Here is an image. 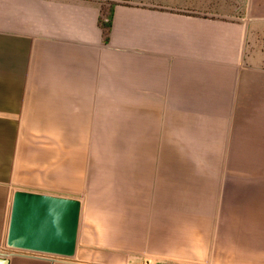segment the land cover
<instances>
[{"label": "crops", "instance_id": "1", "mask_svg": "<svg viewBox=\"0 0 264 264\" xmlns=\"http://www.w3.org/2000/svg\"><path fill=\"white\" fill-rule=\"evenodd\" d=\"M262 4L0 0V264H264Z\"/></svg>", "mask_w": 264, "mask_h": 264}, {"label": "rangeland", "instance_id": "2", "mask_svg": "<svg viewBox=\"0 0 264 264\" xmlns=\"http://www.w3.org/2000/svg\"><path fill=\"white\" fill-rule=\"evenodd\" d=\"M215 4L222 5L225 3V5L229 4V6H222V7H216L219 9H223L225 11H231V12H238L242 15H244L246 18L250 17L251 13V7L253 5V2L255 0H213ZM257 2V0H256ZM262 7H261V14L262 17H264V0H262ZM236 13V14H238ZM257 21V25L261 28L262 32L259 33H251L250 38V51H251V61L255 63L261 64L262 67H264V18L262 20H255ZM237 168V167H236ZM242 169L249 170V167H240ZM235 169V167H221V170L223 173H232V171ZM141 264H186L181 262H175V261H167L162 259H156L153 257H147L143 260Z\"/></svg>", "mask_w": 264, "mask_h": 264}]
</instances>
